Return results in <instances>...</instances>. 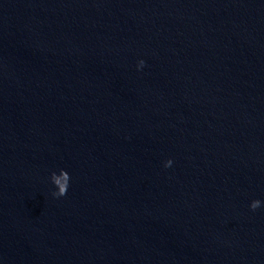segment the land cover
<instances>
[{
    "label": "water",
    "instance_id": "obj_1",
    "mask_svg": "<svg viewBox=\"0 0 264 264\" xmlns=\"http://www.w3.org/2000/svg\"><path fill=\"white\" fill-rule=\"evenodd\" d=\"M0 264H264V0H0Z\"/></svg>",
    "mask_w": 264,
    "mask_h": 264
},
{
    "label": "clouds",
    "instance_id": "obj_2",
    "mask_svg": "<svg viewBox=\"0 0 264 264\" xmlns=\"http://www.w3.org/2000/svg\"><path fill=\"white\" fill-rule=\"evenodd\" d=\"M145 66V62L144 60H139L137 62V65H136V70L137 71H140L144 68ZM173 164V161L171 159H168L167 162L165 163L164 165V168L167 169V168H170ZM68 188L69 186L68 185H62L61 188L56 191L55 193H53V198H62L66 195L67 191H68ZM262 207V202L260 200H253L250 202L249 204V209L251 211H255L257 210L258 208Z\"/></svg>",
    "mask_w": 264,
    "mask_h": 264
}]
</instances>
